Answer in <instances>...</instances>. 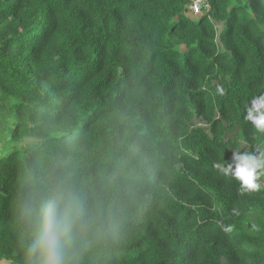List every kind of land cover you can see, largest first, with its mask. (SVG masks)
Masks as SVG:
<instances>
[{"label":"trees","instance_id":"trees-1","mask_svg":"<svg viewBox=\"0 0 264 264\" xmlns=\"http://www.w3.org/2000/svg\"><path fill=\"white\" fill-rule=\"evenodd\" d=\"M191 1L0 0V260L21 264L14 202L43 139L97 189L128 156L150 178L91 264H264V177L241 194L214 167L264 146L243 120L264 88V0H208L195 17Z\"/></svg>","mask_w":264,"mask_h":264},{"label":"clouds","instance_id":"clouds-1","mask_svg":"<svg viewBox=\"0 0 264 264\" xmlns=\"http://www.w3.org/2000/svg\"><path fill=\"white\" fill-rule=\"evenodd\" d=\"M257 91L244 104L243 120L264 135V88ZM35 148L38 156L23 167L14 202L21 264H91L88 254L114 247L133 214L151 199L150 178L141 161L128 156L111 162V174L101 170L97 189L71 149L53 151L43 139ZM241 149L232 151L231 162L223 159L214 167L238 182L241 194L252 193L264 177V146Z\"/></svg>","mask_w":264,"mask_h":264},{"label":"built area","instance_id":"built-area-1","mask_svg":"<svg viewBox=\"0 0 264 264\" xmlns=\"http://www.w3.org/2000/svg\"><path fill=\"white\" fill-rule=\"evenodd\" d=\"M208 0H192L189 5V13L191 16H197L207 7Z\"/></svg>","mask_w":264,"mask_h":264},{"label":"rangeland","instance_id":"rangeland-1","mask_svg":"<svg viewBox=\"0 0 264 264\" xmlns=\"http://www.w3.org/2000/svg\"><path fill=\"white\" fill-rule=\"evenodd\" d=\"M188 14H189V11H188ZM197 123H200V122H197ZM227 138L237 139L242 144L243 147L245 146V144L243 143V140L240 137H238V131L237 130L229 132L227 134ZM0 264H10V262L7 261V260L2 259V260H0Z\"/></svg>","mask_w":264,"mask_h":264}]
</instances>
